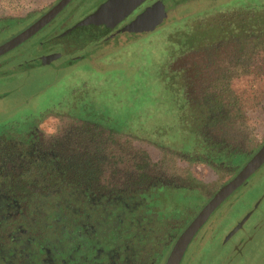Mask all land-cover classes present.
I'll return each mask as SVG.
<instances>
[{"label": "flooded vegetation", "instance_id": "obj_1", "mask_svg": "<svg viewBox=\"0 0 264 264\" xmlns=\"http://www.w3.org/2000/svg\"><path fill=\"white\" fill-rule=\"evenodd\" d=\"M59 1L51 0L47 7L26 14L0 15V46L19 35ZM108 1L69 0L37 32L0 54V78L17 76L25 65L28 68L51 66L69 59L67 64L71 66L86 55L92 56L98 41L93 47L86 44L104 33L110 42L116 36L125 41L130 32H121L158 0H144L92 39L78 35V39L88 41L75 45L69 37L72 31H77L78 27L91 29L93 24L84 22ZM45 112L24 116L23 123L12 121L8 128L5 125L9 121L0 127V264H166L181 233L217 190L204 194L194 186L193 176H190L192 182L186 183L165 177L159 179V183L156 179L148 185L137 184L140 178H147V173L127 181L117 178L108 183L104 180L103 167L100 168L102 173L96 176L73 175V180L69 181L45 175L42 172L48 168L44 165L59 160L54 158L53 150L59 149L61 144L71 148L73 143L70 132L65 131V143H59V136L39 128V120ZM20 125V130L19 127L18 131L12 129ZM263 144L252 154L246 152L247 159L236 173ZM48 154L50 157L46 156ZM256 173H264V162L250 177ZM250 177L242 185L251 184ZM154 186H162V189L151 191ZM141 188L147 189V198L139 195ZM190 191L195 193L193 199L182 201ZM173 192H182V198L171 201ZM258 207L259 203L251 206L235 222L222 228L215 210L195 233L179 264H208L212 243L231 244L227 260L241 254L264 224L261 219L250 232L236 238Z\"/></svg>", "mask_w": 264, "mask_h": 264}, {"label": "rangeland", "instance_id": "obj_2", "mask_svg": "<svg viewBox=\"0 0 264 264\" xmlns=\"http://www.w3.org/2000/svg\"><path fill=\"white\" fill-rule=\"evenodd\" d=\"M50 1L0 0V15H20L33 9L41 10ZM101 1L95 0V3ZM255 1L180 0L172 21L150 33L136 35L120 47L110 48L109 41L103 36L85 43L87 47H93L98 41L92 56L86 55L85 59L71 66L67 64L69 59L59 60L51 66L28 68L25 65L17 76L0 78V127L8 121L5 125L7 128L12 121L23 123L24 116L45 110L39 120V128L62 137L65 131L76 129L77 124L57 107L77 97L88 103L92 114H98L99 123L104 127L113 125L115 129L125 131L130 124L140 123L147 130V125L163 122V127L167 128L176 123V115L170 108L169 95H163L161 99L160 92L163 94L166 91V82L161 79L160 69L164 73L186 69L187 74L195 75L194 72L201 66L203 72L212 78L205 81L193 76L188 80L192 95H197L202 89L200 85L206 87V84L220 91L230 104L236 122L231 135L243 146L245 154H252L264 142V72L260 70L264 68V51L245 47L235 50L222 48L220 56H214L217 62L209 59L210 54L197 50L179 53L170 62L165 52L168 39L173 41L181 35V26L197 19L196 15L201 12L211 7H232ZM76 30L69 35L75 45L92 39L91 29L78 27ZM78 35L86 39L79 37L80 41ZM99 41L104 43L100 46ZM69 47L73 46L69 44ZM21 125L12 129L18 131ZM108 133L103 135L106 150L103 175L108 183L117 178L119 181L135 178L140 175L138 164L147 163L145 170L148 176L154 177L152 181L168 177L186 183L193 176V184L207 195L218 191L223 183L233 178L247 159V155H242L238 164L230 169H217L204 162L186 159L135 134ZM74 146L78 145L71 148ZM249 180L251 184L242 185L216 210L217 222L222 228L259 203L246 228L236 238L250 232L259 220L264 219V173H256ZM181 193L173 192L170 200L181 199ZM194 195L192 191L185 193L182 201L191 200ZM230 246V243L225 246L210 244L208 264H264V224L256 230L241 254L227 260L226 253Z\"/></svg>", "mask_w": 264, "mask_h": 264}, {"label": "trees", "instance_id": "obj_3", "mask_svg": "<svg viewBox=\"0 0 264 264\" xmlns=\"http://www.w3.org/2000/svg\"><path fill=\"white\" fill-rule=\"evenodd\" d=\"M196 18L181 26V35L176 39L173 41L168 39L169 44L165 53L168 54L170 62L179 53L193 50L210 54L209 59L215 62L217 61L214 56L218 54L219 57L222 48L229 47L235 50L245 47L264 51V0L236 4L232 7H211L196 15ZM162 70L161 68L159 73L161 79L166 82V91L163 94L160 92V95L162 100L163 95H169L167 99L170 108L176 115L175 124L165 128L163 122H160L152 126L147 125V130H145L146 126L140 123L130 124L125 131H119L113 125L104 127L99 123L98 114H92L93 111L88 107V103L75 97L57 109L67 113L76 121V129L72 128L73 133L70 132V135L72 139L74 138L72 146L75 144L78 146L65 148V145L61 144L59 149H54L53 156L59 160L45 164L48 170L42 173L52 175L57 180L62 177L60 180L64 181L73 180L71 179L73 175L90 177L89 175L100 174V168L106 164L103 135L107 134V131L108 134L115 132L135 134L186 159L204 162L217 169H230L237 165L241 156L245 155V150L236 141V137L231 135L236 122L231 114L230 104L220 91L213 89V85L206 84V87L200 85L202 89L197 95H192L189 89L191 84H188V80L193 76L208 81L211 80V75H206L201 66L194 72L195 75L187 74L186 69L168 73ZM260 70L264 72V68ZM57 141L65 143L64 135L57 138ZM47 151H41V154ZM46 156L50 157L49 154ZM138 166L139 174L144 176L147 173L145 170L147 163H140ZM152 180L154 177H142L136 183L148 185L154 182ZM96 182L99 183V180ZM159 182L161 181L158 179ZM160 189L162 186L150 188L154 192ZM140 191L139 195L146 197L147 189L145 191L141 188Z\"/></svg>", "mask_w": 264, "mask_h": 264}, {"label": "water", "instance_id": "obj_4", "mask_svg": "<svg viewBox=\"0 0 264 264\" xmlns=\"http://www.w3.org/2000/svg\"><path fill=\"white\" fill-rule=\"evenodd\" d=\"M144 0H109L102 6H100L84 23L93 24L91 28L92 37L104 32L107 28L115 24L125 13L139 6ZM69 2V0H60L50 10H48L37 21L24 29L19 35L0 46V54L14 45L26 40L41 27L48 23L63 7ZM158 0L155 4L143 12L142 16L133 20L123 32H130L125 41L119 40V37L111 39L109 41L108 35L104 33V38L109 41L110 48H115L122 45L125 42L130 41L141 34H146L150 31L156 30L158 27L165 25L173 20L172 15L176 13V6L180 4V0ZM103 37V36H102ZM100 37V38H102ZM125 38V37H124ZM104 42L99 41V45ZM264 162V144L261 148L247 161V163L240 169V171L227 183H225L214 196L203 206L198 215L191 221L186 229L181 233L176 243L174 244L172 251L168 257L166 264H179L181 258L189 245L191 239L199 228L206 222L209 216L215 212L217 207L236 189L240 188L242 184L259 168Z\"/></svg>", "mask_w": 264, "mask_h": 264}]
</instances>
